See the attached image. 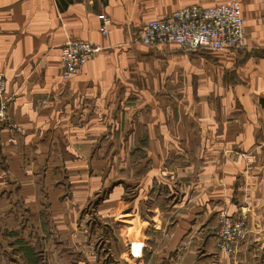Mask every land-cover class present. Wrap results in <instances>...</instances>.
<instances>
[{"label": "crops", "instance_id": "0c3cea01", "mask_svg": "<svg viewBox=\"0 0 264 264\" xmlns=\"http://www.w3.org/2000/svg\"><path fill=\"white\" fill-rule=\"evenodd\" d=\"M232 1L244 21L239 52L136 40L150 20ZM99 14L111 20L106 36ZM67 41L101 50L65 81ZM0 73L15 126L0 130V248L11 264H29L17 243L38 264L35 241L51 264L59 255L76 264H264L260 0H0ZM220 211L244 218L232 257L217 249ZM91 217L115 228L96 229Z\"/></svg>", "mask_w": 264, "mask_h": 264}, {"label": "built area", "instance_id": "2783aa9c", "mask_svg": "<svg viewBox=\"0 0 264 264\" xmlns=\"http://www.w3.org/2000/svg\"><path fill=\"white\" fill-rule=\"evenodd\" d=\"M260 2L264 18V0ZM97 18L100 34L106 36L111 20L105 14H99ZM243 25L237 2L215 3L209 7L193 5L146 22L136 40L147 47L171 45L192 52H239L246 47ZM100 50L99 46L89 42H65L60 48L59 57L63 80L78 76L85 64L95 58ZM10 101L5 97V80L0 73V130L15 128ZM217 220V249L232 257L246 235L243 215L233 220L225 211H220Z\"/></svg>", "mask_w": 264, "mask_h": 264}, {"label": "rangeland", "instance_id": "374dc122", "mask_svg": "<svg viewBox=\"0 0 264 264\" xmlns=\"http://www.w3.org/2000/svg\"><path fill=\"white\" fill-rule=\"evenodd\" d=\"M44 203H45V206H46V201H44ZM45 209H47L46 207H45ZM91 214H92V212H91ZM95 218V217H94ZM93 217H91V219H93V222H96V226H97V228L96 229H99V225H100V223L99 222H101L102 223V225H101V228H104V229H106L107 231H108V233L110 232V233H112V231H113V228H115V225L113 224V221H111L110 219H108V218H106V220L105 219H100V220H98V218H96V219H94ZM90 228H92L93 230H95V226L91 223L90 224ZM41 229H40V226L37 224V232L39 233V237L40 238H42V240H43V236H42V234H44L43 232H41L40 231ZM50 230V233L52 232V228L48 225V231ZM121 230H123L122 229V227H121ZM122 232H124V230L122 231ZM53 233V232H52ZM107 233V235H105L106 237H105V241L106 242H109V240L111 239L110 238V236H109V234ZM34 237H35V235H34ZM98 237L99 236H96L95 237V239H94V241H93V243H95L97 246H99L100 248H102L103 246H104V243L102 244V242H101V239H100V241H99V239H98ZM34 241H35V238H34ZM8 242H12V240L10 239ZM15 242H16V240H15ZM23 244V243H22ZM22 244H19V243H17V245H21V249H24V248H27V249H29L30 250V248L29 247H27V246H23ZM35 245H36V247L38 248L37 249V263L38 264H51V255H50V253L48 252V251H45L44 249H43V247H41V246H39L37 243H36V241H35ZM44 245V244H43ZM42 248V249H41ZM5 252H7V253H5ZM10 252L11 251H5V250H2L1 248H0V262H3V260L4 261H6V262H8L9 264H11L12 262H13V259L12 258H10L11 257V254H10ZM72 254V253H71ZM23 255V254H22ZM23 257H24V255H23ZM72 257H74V258H76V254L75 255H72ZM80 257V256H79ZM25 258V257H24ZM26 258L28 259L29 258V256H26ZM25 258V259H26ZM81 258V257H80ZM59 259H60V264H76L77 263V260L75 259H71V256L69 255V257H64V258H61V256L59 255ZM81 260V259H80ZM28 260H26V262H27ZM1 264H3V263H1Z\"/></svg>", "mask_w": 264, "mask_h": 264}, {"label": "trees", "instance_id": "16d2710c", "mask_svg": "<svg viewBox=\"0 0 264 264\" xmlns=\"http://www.w3.org/2000/svg\"><path fill=\"white\" fill-rule=\"evenodd\" d=\"M23 246H25V245H23ZM21 251H22V254L24 255L25 258H26V256H29V258L28 259L26 258V259L28 260L29 264H32V258H33L32 251L27 249V248L21 249Z\"/></svg>", "mask_w": 264, "mask_h": 264}]
</instances>
